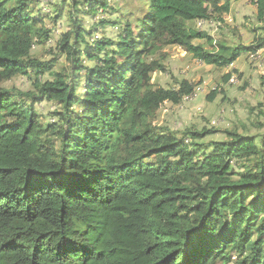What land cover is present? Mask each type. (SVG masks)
<instances>
[{
    "label": "trees",
    "instance_id": "obj_1",
    "mask_svg": "<svg viewBox=\"0 0 264 264\" xmlns=\"http://www.w3.org/2000/svg\"><path fill=\"white\" fill-rule=\"evenodd\" d=\"M71 1L94 18L110 7ZM233 1L143 0L140 16L123 12L116 39L92 43L100 25L89 31L71 12L58 43L69 75L32 54L63 5L52 18L35 0H0V264H264V135L223 131L217 142L205 140L213 128L154 124L164 104L195 93L185 80L153 82L166 48L220 68L264 51V0H250L261 31L252 46L196 44L213 39L194 23L220 19ZM17 77L34 91L5 86ZM44 101L60 107L51 124L36 108Z\"/></svg>",
    "mask_w": 264,
    "mask_h": 264
},
{
    "label": "rangeland",
    "instance_id": "obj_2",
    "mask_svg": "<svg viewBox=\"0 0 264 264\" xmlns=\"http://www.w3.org/2000/svg\"><path fill=\"white\" fill-rule=\"evenodd\" d=\"M140 1L143 2V0H110L109 9L100 10L102 14L99 11L94 18L91 14L74 12L71 0H67L65 4H63L64 0H35L36 9L39 10L41 7L52 18L60 15L61 12L56 11L58 6L63 5L64 8L57 23L47 20L49 27H53L52 39L44 45L34 46L32 54L45 62L56 60L57 63L52 70L71 75L72 67L70 68V63L67 61V55L60 54L58 49L61 37L74 26L70 17L71 12L73 17L77 15L83 18V24L89 31L100 25L99 30L95 28L96 31H93L95 32L93 40L92 36L86 35L87 41L92 43L96 40L102 41L104 37L116 39L119 35V27H122V18L127 16L124 13H127L129 8L134 10L135 15H141ZM103 19L107 22L105 26L101 23ZM220 19L204 21L202 25H199V22L194 23L198 31L205 32L213 39V44L206 43L207 40H199L196 44L216 52L219 42L229 47H248L252 46L261 34V31L257 30V8L250 0L233 1L230 11L221 15ZM112 21L118 25L115 26L116 28ZM82 49L85 50V46ZM163 53L169 55L163 62L167 70L157 71L153 75V82L168 88L176 86V81L185 80L194 86L195 93L179 105L164 104L157 112L155 125L168 127L174 131L185 130L191 126L213 128L216 132L205 140L217 142L227 140V134L223 131H237L239 134L250 136L264 135V51L259 52V59H255L254 54L243 52L236 61L227 64L224 68L206 65L181 47H168ZM159 58L162 57L150 58V61ZM84 64L93 66L92 60L87 58L84 59ZM228 74L230 77L226 80ZM233 74L236 75L235 83L229 82ZM45 79L54 80V77L47 74ZM82 82L83 88L84 78ZM5 86L22 91H34L33 81L26 77L14 78ZM216 89L218 94L211 99V93ZM36 108L42 121L51 124L57 118L55 113L60 107L54 101H44L36 104Z\"/></svg>",
    "mask_w": 264,
    "mask_h": 264
},
{
    "label": "built area",
    "instance_id": "obj_3",
    "mask_svg": "<svg viewBox=\"0 0 264 264\" xmlns=\"http://www.w3.org/2000/svg\"><path fill=\"white\" fill-rule=\"evenodd\" d=\"M203 24V21H201V22H199V25H202ZM259 52H261V51H258L256 54H254L253 55V57H255V59H259L260 58V54H259ZM233 66V65H232ZM230 82H232V83H235L236 82V75H232L231 76V78H230ZM191 97V96H190ZM190 97H188V98H190Z\"/></svg>",
    "mask_w": 264,
    "mask_h": 264
},
{
    "label": "clouds",
    "instance_id": "obj_4",
    "mask_svg": "<svg viewBox=\"0 0 264 264\" xmlns=\"http://www.w3.org/2000/svg\"><path fill=\"white\" fill-rule=\"evenodd\" d=\"M110 1V0H109ZM103 11V10H102ZM101 12V11H100ZM101 14H102V12H101ZM103 21V20H102ZM115 27V26H114ZM116 28V27H115ZM97 41V40H96ZM230 82V81H229Z\"/></svg>",
    "mask_w": 264,
    "mask_h": 264
}]
</instances>
